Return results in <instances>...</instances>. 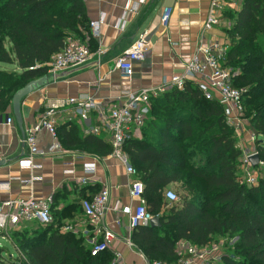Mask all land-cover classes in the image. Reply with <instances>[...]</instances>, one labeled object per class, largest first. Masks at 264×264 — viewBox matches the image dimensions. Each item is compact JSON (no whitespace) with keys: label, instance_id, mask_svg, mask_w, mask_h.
<instances>
[{"label":"trees","instance_id":"obj_1","mask_svg":"<svg viewBox=\"0 0 264 264\" xmlns=\"http://www.w3.org/2000/svg\"><path fill=\"white\" fill-rule=\"evenodd\" d=\"M224 20L229 41L226 66L234 73L233 87L242 92L244 118L257 134L254 149L264 163V0H243L238 10L224 12ZM69 39L89 50L95 47L84 0H0V64L14 67L0 68V118L13 110L19 90L47 76L53 57ZM151 105L141 137L127 141L124 151L160 226L134 229L131 244L150 264H179L180 243L205 248L214 237L223 236L236 242L229 254L210 264H264V171L259 165L253 168L259 176L256 185L243 181V150L224 107L206 99L193 80L182 90L153 98ZM56 133L69 152L96 159L112 153L105 134H84L76 122L56 126ZM173 184L194 191V196L169 202L165 193ZM89 189L82 187L83 199L102 190L88 197ZM55 203L53 198L52 224H30L9 237L17 256L0 246V264H115L111 250L92 256L85 237L61 231L72 215L68 209L56 211ZM6 237L0 230V238Z\"/></svg>","mask_w":264,"mask_h":264},{"label":"crops","instance_id":"obj_2","mask_svg":"<svg viewBox=\"0 0 264 264\" xmlns=\"http://www.w3.org/2000/svg\"><path fill=\"white\" fill-rule=\"evenodd\" d=\"M84 1L91 23L103 19L100 37L92 33L95 47L90 49L91 59L88 64L63 72L57 80L50 78L47 86L24 100L23 132L13 110L0 120V163H4L0 166V204L28 198L51 199L53 202V198H56V211L68 209L67 213L70 217L72 215V218L64 220V224L74 225L78 230H88L91 237L101 240V236L93 233L80 205L83 200L81 189L86 187L80 182L84 177L83 166L96 163L97 172L89 184L86 196L92 191L97 193L105 186L110 189L108 209L101 223L103 232L114 235L109 250L118 255L122 264H147L146 259L130 246L132 230L129 218L137 203L130 196L125 168L110 156L96 159L65 149L64 153H49L54 140L42 130L38 134V141L45 154L34 159V164L40 168L21 169L19 163L28 155L24 143L26 132L39 122L50 107L61 106L67 99L88 95L103 108L110 109L124 104L128 92L158 88L172 76L183 75L199 45L215 41L225 44L229 42L224 32L228 25L222 19L219 27L208 33L203 32L212 0ZM165 8L171 9L167 28L161 25ZM124 22L125 26L121 29L119 25ZM145 32L149 34L150 48L143 62L134 63L133 76L127 78L116 68V61ZM96 116L93 112L89 121L81 122L74 108L59 107L56 110V126L61 128L76 122L84 133L87 128L97 125ZM8 118H12L14 124L7 125ZM249 130L244 131L240 145L252 150L255 145L250 142L251 126ZM67 170H73L74 173L68 175ZM33 178L36 181L32 182ZM1 182H9L8 188H3ZM0 240V246L9 252L10 247L15 249L9 239ZM185 247V243L178 245V255L184 253Z\"/></svg>","mask_w":264,"mask_h":264},{"label":"built area","instance_id":"obj_3","mask_svg":"<svg viewBox=\"0 0 264 264\" xmlns=\"http://www.w3.org/2000/svg\"><path fill=\"white\" fill-rule=\"evenodd\" d=\"M242 3L243 0H212L203 32L208 33L216 27H219L222 23L224 12L226 10H238ZM170 16L171 9L165 8L161 16V25L164 28H167ZM102 22L103 19L91 23L92 33L97 38L100 37ZM119 26L123 29L125 22ZM150 45L149 34L145 32L140 35L129 50L117 59L116 68L123 72L124 76L131 78L133 76L134 63L145 60ZM228 49V43H220L219 41L212 42L208 45H199L193 58L187 64L183 75L172 76L170 80L158 88H147L137 92H128L125 94L124 104L118 107L115 106L110 109L103 108L88 95L67 99L61 106L53 105L45 112L39 122L26 132L24 143L28 149V155L19 163L20 168L26 170L40 168V166L34 164V159L45 154L40 149L38 141V134L42 130H45L54 140V143L49 149V153L65 152L56 133V110L59 107L69 106L74 108L81 122L89 121L90 115L95 112L97 115V125L87 128L84 134H105L109 143L112 145L110 157L117 160L125 168L129 179L130 196L137 203L133 212L130 214V229L133 231L140 226L150 225V222L155 217L148 210L147 201L144 197V184L140 180L136 168L132 165L128 155L125 153L124 146L131 138L141 137L142 129L151 111L152 99L174 88L182 90L188 80H193L197 83L206 99L218 100L224 107L228 124L234 128L239 142L242 141L245 125L242 92L233 87L235 76L232 69L226 66ZM90 59L91 53L86 45L76 40H69L67 46L53 57L47 76L57 80L63 72L74 68H81L87 65ZM6 124L12 125L14 124V120L8 118ZM252 142H255L254 138ZM240 143L239 146L241 148ZM255 155H258V153L253 148L247 152L243 151L241 159L243 181L248 185H256L259 178L250 163V159ZM259 166L264 171V163L260 162ZM96 172V163L84 164V177L80 181L82 186L89 185ZM73 173V170H67L66 174L71 175ZM33 181H36V178H33ZM1 186L8 188L9 182H1ZM165 197L171 203H178L180 201L177 194L171 190L166 191ZM109 200L110 189L105 186L92 199H83L80 203L85 217L89 220L88 222L93 228V233L96 236H101V240L96 237H91V233L88 230H78L74 225H65L61 229L64 233L70 231L84 236L91 246L92 256H97L108 250L110 242L114 238L113 234L107 231L103 232L101 228L102 218L108 209ZM51 206V199L36 200L35 198H28L2 202L0 204V230L6 231L14 228L21 230L30 224H39L40 226L46 227L54 221ZM185 244V251L188 257L180 264L211 263L208 262L207 256L209 252L205 248H197L189 243ZM119 263L120 259L116 254L115 264ZM153 264L167 263L155 262Z\"/></svg>","mask_w":264,"mask_h":264},{"label":"rangeland","instance_id":"obj_4","mask_svg":"<svg viewBox=\"0 0 264 264\" xmlns=\"http://www.w3.org/2000/svg\"><path fill=\"white\" fill-rule=\"evenodd\" d=\"M0 68L1 69H12L14 67L13 66H7V65L0 64ZM244 124H245L244 125V131L245 132L247 130H249V127L251 126L252 132H250V142H252V139L253 138L255 139L257 134H256L255 130L253 129L252 125L249 123V120L248 119L245 118V123ZM245 132H243V135H244ZM141 135H142V133H141ZM262 138L263 137H259L258 140L259 141H263ZM240 144H242V143H240ZM241 148H242L243 151H246V152L250 150V149H247L249 147L246 148L243 145L241 146ZM240 170L242 172V166L240 167ZM192 189H194V187ZM167 190L174 191L177 194L179 200H182V198L187 197V196H189L191 198L194 196V194H193L194 191L191 193L189 190H187L181 184H173ZM33 229H34V225L30 226L27 230L28 231H32ZM15 231H16L15 228L14 229L6 230L5 231V234H7L6 239L8 240L9 237H15V234H14ZM235 242H236V240L230 241L228 237H223V236L214 237L213 240H212V242H211V244L209 246L205 247V249L209 252V255L207 256L208 262H214V263L219 262V260H221V257H222L223 254H227V253L229 254L230 253V250L229 249L232 248V246L234 245ZM8 246H11V245L8 244ZM10 248H11L10 253L12 254V256H17V252L15 251V249H13L12 247H10ZM183 252L184 253L178 255V257H179L178 260L180 259V263L183 260H186L187 257H188L187 254H186V251H183ZM177 263H178V261H177ZM5 264H11V261H6Z\"/></svg>","mask_w":264,"mask_h":264},{"label":"water","instance_id":"obj_5","mask_svg":"<svg viewBox=\"0 0 264 264\" xmlns=\"http://www.w3.org/2000/svg\"><path fill=\"white\" fill-rule=\"evenodd\" d=\"M49 77L45 76L39 80L32 81L27 86L19 90L13 97V114L15 116L16 122L20 128V130L23 132V118H22V103L25 99H27L30 95L34 94L35 92L39 91L40 89L44 88L49 84ZM2 121V118H0ZM250 163L253 167H256L260 163V158L258 155L253 156L250 159ZM4 163H0V166H2ZM151 227H159L160 226V220L159 218H154L150 222ZM130 246L134 248V246L130 243ZM147 262V260H146ZM147 264H150L147 262Z\"/></svg>","mask_w":264,"mask_h":264}]
</instances>
